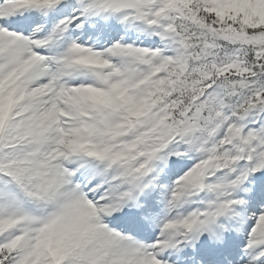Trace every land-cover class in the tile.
<instances>
[{
  "label": "snow or ice",
  "instance_id": "6c2138e0",
  "mask_svg": "<svg viewBox=\"0 0 264 264\" xmlns=\"http://www.w3.org/2000/svg\"><path fill=\"white\" fill-rule=\"evenodd\" d=\"M0 264H264V0H0Z\"/></svg>",
  "mask_w": 264,
  "mask_h": 264
}]
</instances>
